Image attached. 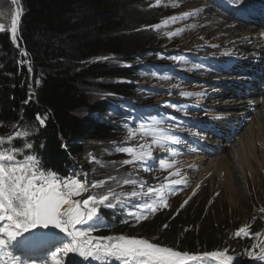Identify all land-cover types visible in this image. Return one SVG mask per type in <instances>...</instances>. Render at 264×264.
<instances>
[{
  "label": "trees",
  "instance_id": "obj_1",
  "mask_svg": "<svg viewBox=\"0 0 264 264\" xmlns=\"http://www.w3.org/2000/svg\"><path fill=\"white\" fill-rule=\"evenodd\" d=\"M18 7V43L13 41L9 31L0 34V47L5 53L0 58L3 64L0 73L3 147L15 146L24 153L36 155L43 168L54 171L59 177L90 180L91 184L104 181L101 178L104 168L98 162L97 167L88 164L83 169L88 171L86 177L74 160L87 159V147L94 142L102 145L99 157L105 162L106 156L116 154V149L135 148L140 144L139 136L131 139L127 136V140L123 136L141 126V119L136 125L132 118L149 119L154 111L144 112L129 103L131 99L138 102L136 97L144 96L147 100L138 86L141 77H135L138 67L134 64L138 53L146 50L150 38L149 30L142 28L151 19L148 6L131 0H21ZM16 47L26 53L28 65L26 61L19 64L20 53L16 55ZM107 56L124 58L133 67L114 70L96 61ZM112 77L134 82L110 85L109 92L116 96L94 102L89 95L90 82ZM157 97L159 94L155 92L148 100ZM81 112L88 114L82 116ZM38 113L46 117L44 126L36 120ZM114 116L119 120L114 121ZM16 132L28 135L17 137ZM9 136H12L11 142L7 140ZM122 138L125 141L118 143ZM27 143L32 145L31 149L24 147ZM17 158L22 159V156ZM133 191L137 193L135 198L127 195ZM145 192L152 194L141 181L119 196L122 203L113 208L101 206L99 219L87 224L95 229L92 233L108 237L117 230H130L137 220L128 215L129 211L136 215L149 214L139 207L147 203L145 198L139 197ZM168 220L170 216L160 224L166 225ZM140 221L148 227L153 222L148 218ZM206 249L213 252L215 247Z\"/></svg>",
  "mask_w": 264,
  "mask_h": 264
},
{
  "label": "rangeland",
  "instance_id": "obj_2",
  "mask_svg": "<svg viewBox=\"0 0 264 264\" xmlns=\"http://www.w3.org/2000/svg\"><path fill=\"white\" fill-rule=\"evenodd\" d=\"M131 1L134 3L142 2L147 5L151 17L149 23L142 27L149 30L150 38L147 42L146 50L139 52V56H136L138 60L134 67H138V70L135 77H141V82H139L138 86L147 96V100L151 96L152 91L156 89H159L158 94H160V97L148 101L145 100L144 96L142 98L136 97L138 100L145 102L142 104L145 112L149 110H154V112L149 119L132 118V123L135 122L136 125H138L137 121L141 119V126L132 128L131 135L128 132L123 137L127 140V136H130V139L134 136H139L138 141H140V144L135 148L140 151L139 146L144 145L145 151H150L152 156L150 158L145 157L144 161H135V165H125L122 161L132 159V157L127 153L117 151L116 154L106 156L105 162L99 157L102 145L97 142L91 143L87 147V159H75V164L83 170L88 164H94V167H97L98 162L104 168L101 178L105 183L94 189L89 187L87 192H85L86 194L83 193L76 199L82 200L89 194L103 195L109 189H113L120 196L127 190L131 191L133 187L132 183L124 184L123 181L125 179L136 183L142 181L148 189L154 187L155 190H159L163 187V196L167 201V207L160 205V208L158 207L155 213L148 210L147 218L153 221L149 227L145 223L142 224L141 221H139L140 223L135 221L132 223L130 230H121L120 232L117 230L114 233H109V237L125 235L144 238L153 243L171 247L174 250L190 251L192 253L206 251L209 253V249L206 248L211 246L215 247L214 251L226 252L232 256L233 263L264 264V261L254 260L248 255L249 251H253V254L256 255L260 245H264V189L261 192L256 191V193L253 191L254 183L246 181L248 183L242 186L240 182H242L243 177L239 180L237 178L236 185L238 183L239 186L237 187L240 192L237 190L235 197L231 201V198H229L230 192L227 191L225 184L221 185L220 189H222V186L224 188L219 192L212 189L214 186L213 182L197 183V176L204 173V167L196 170L189 168L191 164L198 165L196 163L197 157H195L197 155L196 151L189 153L184 146L178 149L180 143L194 138L193 131L189 132L188 128H180L188 126L183 122L184 116H192L200 107L207 106L203 110L210 109L208 101L214 100L216 96L215 88L206 89L205 84L210 81L205 82L203 80L208 73L199 69V60L204 62L199 59V54H216V48L220 49V44H222L217 39H221V42H224L227 38H223L225 35L216 34V27L213 28L206 24L200 25V23L199 25L194 24V22H199L200 11L195 8L197 4L206 7L209 11L216 10L205 4L204 0H199L200 2H197L196 5L190 3V0H160L159 5L157 0ZM20 3L21 0H18L19 6ZM13 6L15 7V5L10 3V0H0V25L3 26L0 34H5L7 31L11 33ZM201 13L203 14L204 11L201 10ZM222 16L224 17V15ZM172 17L176 18L174 22L170 19ZM200 17L201 20L205 18L203 15ZM227 18V22H230V16L227 15ZM165 21H168V23L165 24ZM203 26L206 28L199 30L200 32L194 31L196 28H202ZM207 29L212 31L208 36L205 34ZM11 38L13 39L12 33ZM13 41L18 43L16 40ZM17 52L20 53L19 64L22 61H26V65H28L29 63L25 59L26 53L23 50L20 52L19 47H16V55ZM2 56H5V53L3 48L0 47V58ZM96 61L104 62L114 70H127L131 66L133 67L131 62H126L121 57L115 59L113 57H103L98 58ZM2 65L0 61V73ZM150 69H154L152 73L148 72ZM143 71L146 72L140 75V72ZM199 71L201 74H199ZM210 77L215 76L211 75ZM122 82L133 83L134 81L116 77L91 81L88 88L89 95L94 102H102L116 96L109 92L108 87ZM210 83L212 84V82ZM194 103L200 104L198 108L196 107L197 110L192 106ZM133 105H137V103H133ZM224 110V112H227L225 115L230 116L228 109ZM254 113L255 111L253 115ZM80 114L85 116L88 113L81 112ZM205 115L209 118V113ZM113 120L118 121L119 119L114 116ZM250 120L251 118H248V123ZM168 126L184 131L187 136H182L178 141L177 134H180V131H175V134L171 133L175 129L172 131L171 128H167ZM235 127L237 129L238 124ZM237 130L240 134L243 128H238ZM235 136L233 135V137ZM166 137H174L178 143H173L171 140L165 139ZM154 138L159 143H154ZM125 139L122 138L118 143H123ZM212 139L216 140L217 138L212 136ZM223 146L224 143H221L222 149L228 150L232 149L233 145H227L226 148ZM197 151L202 152V149ZM219 155H212L210 159H215ZM189 161H191V164L188 163ZM151 163L152 165H150ZM147 165L150 166L149 169ZM83 171L88 177V171ZM110 177L113 179H110ZM262 180L264 181V177ZM89 181L88 184L91 185ZM250 181L255 180L250 177ZM87 193L89 194L87 195ZM139 197L145 198L147 203H152L159 199L155 193L147 194V192L140 194ZM168 216H170V220L165 223L168 225L167 228H164V225L160 224V222ZM241 227L246 228L250 235L241 234L238 237L236 232ZM46 232H49L52 237L62 235L55 229L47 230ZM256 233H259V236H256ZM91 237H97L96 233H91L89 238ZM55 239L56 243L64 242L61 237ZM253 245L256 246L254 249ZM9 250L13 251V254L19 256L21 260H34L36 264H40L41 260H45L48 264H51L50 252L42 256V253L40 255L36 251L31 250L33 255L27 256L25 255L27 250L21 251L19 248ZM61 258L63 264L73 263L72 261L70 262L69 257L61 256ZM205 259L208 260H201L191 264H218L215 261H209L212 259L211 257ZM84 264H88V261L85 260ZM92 264H97V262L93 261Z\"/></svg>",
  "mask_w": 264,
  "mask_h": 264
},
{
  "label": "snow or ice",
  "instance_id": "obj_3",
  "mask_svg": "<svg viewBox=\"0 0 264 264\" xmlns=\"http://www.w3.org/2000/svg\"><path fill=\"white\" fill-rule=\"evenodd\" d=\"M10 3L17 5L11 17V33L15 40L20 9L18 0H10ZM159 3L160 0H157L158 5ZM170 19L174 22L176 18ZM164 23L167 24L168 21ZM2 30L3 26L0 25V31ZM45 119L46 117L39 113L36 116L40 126H44ZM129 134L131 135V131ZM15 135L27 136L28 133L16 132ZM165 139L178 143L174 137ZM7 140L11 142L12 136L7 137ZM4 142L5 138L0 137V264H36L34 260H21L9 250L17 248L42 254L50 252L51 264H63L61 256L69 257L70 253L88 261V264L93 261L97 264H189L201 259V256L196 254L174 250L144 238L125 235L89 238L95 229L91 226L84 228L83 225L99 219L101 206L113 208L122 203L118 194L109 189L103 195L89 194L82 200L76 199L87 192L89 187L102 186L105 182L97 181L89 185L86 180L59 177L54 171L43 168L36 155L24 153L21 148L15 146L3 147ZM153 142L159 143L155 138ZM24 147L31 149L32 145L27 143ZM139 148L144 149L145 146L140 145ZM116 151L132 157L122 161L125 165L144 161L145 157L152 156L150 151H138L133 147L118 148ZM18 155L22 156V159H18ZM123 183L136 182L125 179ZM163 191V187L159 190L149 188L148 192L155 193L159 197L158 201L139 207L152 213H155L160 205L167 207ZM127 195L135 198L137 193L133 191ZM128 215L134 216L138 222L147 218L144 212L136 215L129 211ZM163 227L167 228V225ZM52 229L64 234L67 242L56 243V239L49 232L43 231ZM26 233L28 235H25ZM241 234L250 235L244 227L236 232L238 237ZM256 236H259V233H256ZM255 247L253 245V249ZM204 255L211 257L218 264H233V257L226 252L213 251ZM248 255L254 260L264 261V246H261L259 255H254L253 251H249ZM40 264L48 262L41 260Z\"/></svg>",
  "mask_w": 264,
  "mask_h": 264
},
{
  "label": "bare ground",
  "instance_id": "obj_4",
  "mask_svg": "<svg viewBox=\"0 0 264 264\" xmlns=\"http://www.w3.org/2000/svg\"><path fill=\"white\" fill-rule=\"evenodd\" d=\"M197 2L200 1L190 0V3L194 5H196ZM204 3L216 11H209L206 7L197 4L195 8L200 11L198 16L199 22H194V24L199 25L200 23V25L206 24L213 28L216 27V34L225 35L223 38H227V40L221 42V39H217L218 42L224 45L220 44V49H218V47L216 48V54H206V56H212L213 59L209 60L208 58L204 62L198 59L199 69L208 73L207 76H204L205 78H203V80L205 82L208 80L212 82V84L210 82L205 84L207 87L206 89L215 88L214 90L217 94L214 100L208 101L210 103V111L206 113H209V118H207L205 114H199L195 120H192V124L194 127H198L199 130H203L211 127L210 124H208L209 121H214L216 125L213 127L221 132V139L213 140L210 135L204 134L205 137H203V140L212 146L211 153L202 156L196 151L197 155L195 157H197L196 163H198V165L195 166L191 164V161L188 163L191 164L189 168L193 170L204 167V173L197 176V183H204L205 181L213 182L214 186L212 189L219 192L224 188V186H222V189H220L221 185L225 184L227 191L230 192L229 198H231L232 201L238 190L237 186H239L238 183L236 185L237 178L239 180L243 177L242 182H240L242 186L248 183L246 181L254 183L253 191L255 192H261L264 189V181L262 180L264 177V84H258V91L251 90V95L246 98L236 93L237 99H235L233 94V99L228 100L229 92L235 91L237 87H240L241 82L239 80L240 77L235 75H231L230 77L224 75L222 68L223 62L229 60L230 56L233 54L238 55L239 59L240 56H245L247 59L242 62L253 64H256L255 62L259 58V54H261L260 59L264 57V0H204ZM170 4L172 6L171 1ZM16 7L17 5H15L14 11ZM201 10L204 11L203 14ZM220 13H222L224 17L220 15ZM245 14L249 16V22L247 24L240 22L241 16L244 17ZM202 15L205 18L201 20L200 16ZM227 15L230 16V22H227ZM260 17L263 20H260L258 25L257 21ZM205 28L204 26L202 28L198 27L194 31L200 32L199 30ZM17 32L18 26L15 35H17ZM211 33L212 31L207 29L205 34L208 36ZM219 55H225L226 58L222 59ZM208 62L210 65H208ZM237 64L238 62L236 61L235 65ZM199 74H201L200 71ZM211 75L215 77H210ZM203 80H201V82H203ZM229 81H231L230 86H228ZM204 107H200L199 110L203 111ZM217 109H228L230 116L225 115L227 112ZM195 110H197L196 107ZM254 111L255 113L253 115ZM191 117L192 116H184L183 122L189 125ZM231 117L232 119H230ZM248 118H251L249 123ZM236 124H238V128H243L240 134L235 127ZM232 125L236 133L233 132ZM167 128H171L172 131L175 129L173 126H168ZM188 129L189 132L193 131L194 138L191 140H197L200 136V131L198 130L196 132V130ZM179 131L178 129L177 132ZM233 135L236 136L233 137ZM182 136H187V134L183 131ZM219 141L224 143V148H226L227 145H233L232 149H222ZM185 150L187 151L186 147ZM217 154H220L219 157H216L218 159H210V156ZM250 177L255 181H250ZM238 191L240 192V190ZM261 246L264 245H260L256 255H259ZM183 252L192 253L190 251ZM207 252L208 251L198 252L195 254L201 256V259H205L209 258L204 255ZM83 262V258L75 254L74 264H82Z\"/></svg>",
  "mask_w": 264,
  "mask_h": 264
},
{
  "label": "water",
  "instance_id": "obj_5",
  "mask_svg": "<svg viewBox=\"0 0 264 264\" xmlns=\"http://www.w3.org/2000/svg\"><path fill=\"white\" fill-rule=\"evenodd\" d=\"M15 40L17 41L16 35H15Z\"/></svg>",
  "mask_w": 264,
  "mask_h": 264
},
{
  "label": "built area",
  "instance_id": "obj_6",
  "mask_svg": "<svg viewBox=\"0 0 264 264\" xmlns=\"http://www.w3.org/2000/svg\"><path fill=\"white\" fill-rule=\"evenodd\" d=\"M29 63V62H28Z\"/></svg>",
  "mask_w": 264,
  "mask_h": 264
}]
</instances>
